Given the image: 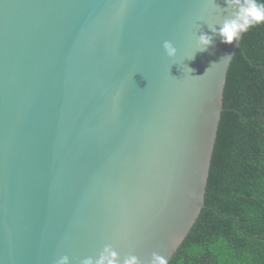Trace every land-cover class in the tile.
I'll return each mask as SVG.
<instances>
[{"label": "water", "instance_id": "95a60500", "mask_svg": "<svg viewBox=\"0 0 264 264\" xmlns=\"http://www.w3.org/2000/svg\"><path fill=\"white\" fill-rule=\"evenodd\" d=\"M224 15L213 0H0V264H79L108 244L168 264L205 206L243 33L203 52L195 37Z\"/></svg>", "mask_w": 264, "mask_h": 264}, {"label": "trees", "instance_id": "16d2710c", "mask_svg": "<svg viewBox=\"0 0 264 264\" xmlns=\"http://www.w3.org/2000/svg\"><path fill=\"white\" fill-rule=\"evenodd\" d=\"M205 206L168 264H264V25L231 61Z\"/></svg>", "mask_w": 264, "mask_h": 264}, {"label": "clouds", "instance_id": "9594fccd", "mask_svg": "<svg viewBox=\"0 0 264 264\" xmlns=\"http://www.w3.org/2000/svg\"><path fill=\"white\" fill-rule=\"evenodd\" d=\"M224 4L225 7L221 8L216 0H213V7L226 12L227 15H224L218 24L208 25L211 34L199 32L196 35V52L207 51L213 45L215 36L220 37L221 43L232 44L234 40L239 39L242 33L257 25H264V0H224ZM162 47L168 57L173 58L177 55L178 49L172 41H163ZM195 53L190 59L195 58ZM55 264H70V258L68 255L60 256ZM79 264H142V262L138 256L133 254L121 259L119 253L112 245L108 244L96 257H86ZM149 264H167V259L159 253L153 252Z\"/></svg>", "mask_w": 264, "mask_h": 264}]
</instances>
